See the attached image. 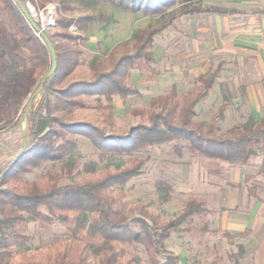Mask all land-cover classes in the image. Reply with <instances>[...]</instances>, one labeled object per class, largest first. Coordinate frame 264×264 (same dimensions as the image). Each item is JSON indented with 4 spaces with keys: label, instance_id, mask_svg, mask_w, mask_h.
<instances>
[{
    "label": "trees",
    "instance_id": "1",
    "mask_svg": "<svg viewBox=\"0 0 264 264\" xmlns=\"http://www.w3.org/2000/svg\"><path fill=\"white\" fill-rule=\"evenodd\" d=\"M88 5L110 4L118 10L141 13L145 17H166L133 37L134 54L123 55L114 61L111 69H104L98 57L90 62V80L71 81L83 64L82 35L69 29L87 31L93 25L109 22L101 16L67 18L62 11L69 10L66 0H0L7 20L0 17V37L7 47L0 48V119L9 98L29 100L24 106L27 132L24 143L13 158L0 165V264H15L17 257L29 251L31 237L27 225L60 224L69 232L63 245L57 241L45 253V263L20 264H141L131 250H143L148 264H180V258L166 246L173 233H209L205 203L189 201L172 220L159 222L154 216H134L126 208L122 188L142 174L146 158L135 157L149 148L171 146V153L182 157L191 155L243 168L262 157L259 173L264 178V117L249 116L246 122L220 134V122L230 100L228 87L221 84L227 104L207 122L196 121L197 106L206 100L223 70V63L210 67L197 77V86L180 96L176 86L150 101L157 109L149 123L139 124L125 134H106L91 122H68L66 115L81 109H94L105 119L114 113V97L126 101L131 97L144 100L140 90L126 80L132 71L149 75L151 82L161 74L155 66V39L174 24L178 17L211 14L228 16L238 11L221 6H190L198 0H81ZM19 2L32 5L37 11L48 4H57L54 29L61 35L49 37L56 55V70L39 87L52 67L51 53L42 37L33 29L22 12ZM178 17L170 12L177 8ZM41 26V23L38 22ZM57 36V37H56ZM58 39L62 40L58 42ZM89 98H94L93 102ZM25 110V111H24ZM15 124V123H14ZM19 124V123H17ZM0 128V134L4 131ZM91 143L97 160L78 168L79 139ZM0 148L4 143L0 139ZM135 157L133 160L127 159ZM45 163H57L60 172L50 171L39 179L26 177ZM103 165V167H101ZM88 176L76 181L78 174ZM96 176V177H95ZM69 177L71 183H63ZM254 175L245 176L250 198L259 199L257 186L248 184ZM159 197L170 200L173 188L166 182L156 184ZM121 189L113 194L114 189ZM198 219V225L195 224ZM246 233L221 236L228 242L243 238ZM245 250L240 246L238 256Z\"/></svg>",
    "mask_w": 264,
    "mask_h": 264
},
{
    "label": "rangeland",
    "instance_id": "2",
    "mask_svg": "<svg viewBox=\"0 0 264 264\" xmlns=\"http://www.w3.org/2000/svg\"><path fill=\"white\" fill-rule=\"evenodd\" d=\"M66 1L69 10L61 12L64 17L101 16L109 21L93 25L87 31L77 30L75 26L69 29L73 34L85 38L81 43L83 64L71 81L91 79L90 62L94 57H98L102 67L108 70L123 55L134 54V43L131 41L134 33L166 18L145 17L141 13L115 9L106 3L88 5L81 0ZM200 5L236 6L230 0H198L190 6ZM29 6L46 33H64L63 30L54 29L58 16L57 4L50 3L40 11ZM180 9L182 7L179 6L170 13L177 16ZM0 17L7 20L1 6ZM260 20L264 22V16ZM223 26L211 14L178 17L172 26L155 39V67L161 74L149 82V75L135 70L126 80L128 85L142 92L144 100L131 97L122 101L114 97V113L110 119H105L94 109H81L66 115L65 120L91 122L104 129L108 135H125L139 124L149 123L150 116L157 111L150 106L151 99L164 95L174 85L180 96L186 95L197 86L198 76L219 63H223V70L209 97L197 106L196 121H209L223 104H227L221 89L222 83L228 87L230 100L225 120L219 124L221 135L233 126L246 122L249 116L257 119L264 117V69L255 54L225 49L222 43L225 40L220 37ZM6 47L0 37V48ZM93 99L89 98L92 102ZM28 104L29 100L9 98L3 107L0 128L5 129L0 139L8 150L0 148V165L10 161L13 153L18 152L24 143L27 121L23 118V108ZM78 153L79 170L85 163L97 160V152L85 139H79ZM135 157L146 158L147 163L142 174L122 188L126 208L131 215H151L159 222H167L174 219L191 200L203 201L210 211L207 216L209 233H173L167 241V248L179 256L180 264H264V178L259 173L262 157L243 168H233L219 161L193 156L187 151L178 157L171 153L170 145L149 148ZM135 157L127 160L131 161ZM50 171L60 172V165L45 163L26 178L34 181ZM246 175L255 176V180L248 185L259 188L258 200L248 195L244 182ZM87 177L81 173L75 180L82 182ZM71 181V178L66 177L63 183ZM159 181L173 188L170 200L164 201L159 197L156 187ZM120 190L115 188L113 194ZM198 223L196 219L195 224ZM26 230L31 237L29 251L24 258L17 257L15 264L45 263V253L53 243L61 241L65 245L69 240L68 230L60 224L30 223ZM223 232L246 234L230 243L221 236ZM240 246L245 250L243 256H238ZM132 256H138L142 260L141 264H148L143 250H131ZM92 264L97 263L92 261Z\"/></svg>",
    "mask_w": 264,
    "mask_h": 264
},
{
    "label": "crops",
    "instance_id": "3",
    "mask_svg": "<svg viewBox=\"0 0 264 264\" xmlns=\"http://www.w3.org/2000/svg\"><path fill=\"white\" fill-rule=\"evenodd\" d=\"M236 6L226 8L238 12L228 16L213 15L224 25L220 37L226 50H238L243 53H253L258 57L264 69V0H230Z\"/></svg>",
    "mask_w": 264,
    "mask_h": 264
},
{
    "label": "water",
    "instance_id": "4",
    "mask_svg": "<svg viewBox=\"0 0 264 264\" xmlns=\"http://www.w3.org/2000/svg\"><path fill=\"white\" fill-rule=\"evenodd\" d=\"M19 6L22 10V12L24 13V15L26 16L27 20L29 21L30 25L33 27V29L42 37V39L44 40L46 46L48 47L50 53H51V57H52V67L49 70V72L45 75V77L43 78L41 85L39 87V91L38 93H40L43 89V86L45 84V82L54 74L55 70H56V55H55V51L53 48V45L49 39V37L47 36V34L45 33V31L43 30L42 26L38 25V22L33 14L32 11L29 7V5L24 6L22 3L19 2ZM50 26V25H49Z\"/></svg>",
    "mask_w": 264,
    "mask_h": 264
},
{
    "label": "built area",
    "instance_id": "5",
    "mask_svg": "<svg viewBox=\"0 0 264 264\" xmlns=\"http://www.w3.org/2000/svg\"><path fill=\"white\" fill-rule=\"evenodd\" d=\"M30 7V9H31V11H32V14H33V9H32V7L31 6H29ZM33 16H34V14H33ZM34 18H35V16H34Z\"/></svg>",
    "mask_w": 264,
    "mask_h": 264
}]
</instances>
